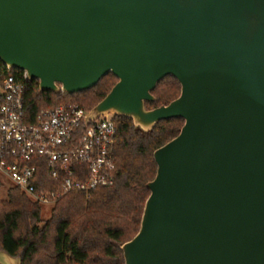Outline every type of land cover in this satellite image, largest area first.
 <instances>
[{
  "label": "water",
  "instance_id": "water-1",
  "mask_svg": "<svg viewBox=\"0 0 264 264\" xmlns=\"http://www.w3.org/2000/svg\"><path fill=\"white\" fill-rule=\"evenodd\" d=\"M0 64L39 91L118 82L88 114L149 131L183 118L155 150L126 264H264V0H0ZM181 94L147 109L159 82ZM0 264H22L0 251Z\"/></svg>",
  "mask_w": 264,
  "mask_h": 264
},
{
  "label": "trees",
  "instance_id": "trees-1",
  "mask_svg": "<svg viewBox=\"0 0 264 264\" xmlns=\"http://www.w3.org/2000/svg\"><path fill=\"white\" fill-rule=\"evenodd\" d=\"M118 82L113 73L105 75L94 87L77 93L39 91L37 80H29L24 89V107L32 122L43 108L79 104L96 106ZM155 101L147 109L167 105L181 94V84L168 76L152 91ZM116 180L89 194L70 192L44 218L42 205L21 189L0 181V251L20 257L22 264H126L121 245L139 231L146 201L147 186L157 173L156 149L175 138L184 125L183 118L158 122L144 131L133 119L115 115ZM46 176V170L41 168ZM46 176L41 188L57 187Z\"/></svg>",
  "mask_w": 264,
  "mask_h": 264
},
{
  "label": "built area",
  "instance_id": "built-area-1",
  "mask_svg": "<svg viewBox=\"0 0 264 264\" xmlns=\"http://www.w3.org/2000/svg\"><path fill=\"white\" fill-rule=\"evenodd\" d=\"M24 70L0 64V173L30 199L54 206L70 192L114 185L116 180L115 114L87 121L91 109L79 104L41 109L30 122ZM57 187L41 188L46 176Z\"/></svg>",
  "mask_w": 264,
  "mask_h": 264
},
{
  "label": "rangeland",
  "instance_id": "rangeland-1",
  "mask_svg": "<svg viewBox=\"0 0 264 264\" xmlns=\"http://www.w3.org/2000/svg\"><path fill=\"white\" fill-rule=\"evenodd\" d=\"M0 181L4 184V186H5V188H7V187H9V186H11L12 184H13V182L12 181H10V180H8V179H6V178H4V176H2V174L0 173ZM53 206L52 205H42V208H43V213H42V215H43V217L44 218H49L50 217V214H51V208H52Z\"/></svg>",
  "mask_w": 264,
  "mask_h": 264
}]
</instances>
